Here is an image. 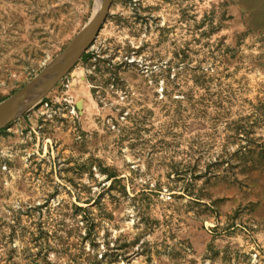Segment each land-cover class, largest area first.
I'll return each instance as SVG.
<instances>
[{
    "label": "rangeland",
    "instance_id": "obj_1",
    "mask_svg": "<svg viewBox=\"0 0 264 264\" xmlns=\"http://www.w3.org/2000/svg\"><path fill=\"white\" fill-rule=\"evenodd\" d=\"M96 0H0V104ZM0 264H264V0H113L0 131Z\"/></svg>",
    "mask_w": 264,
    "mask_h": 264
},
{
    "label": "water",
    "instance_id": "obj_2",
    "mask_svg": "<svg viewBox=\"0 0 264 264\" xmlns=\"http://www.w3.org/2000/svg\"><path fill=\"white\" fill-rule=\"evenodd\" d=\"M113 0H100V7L85 28L34 79L0 104V131L21 118L43 99L77 64L95 41Z\"/></svg>",
    "mask_w": 264,
    "mask_h": 264
},
{
    "label": "bare ground",
    "instance_id": "obj_3",
    "mask_svg": "<svg viewBox=\"0 0 264 264\" xmlns=\"http://www.w3.org/2000/svg\"><path fill=\"white\" fill-rule=\"evenodd\" d=\"M96 4H97V6H98V9H97V11L94 13L93 17H95V15L97 14V12H98V10H99V7H100V0H96ZM93 17H92V18H93Z\"/></svg>",
    "mask_w": 264,
    "mask_h": 264
}]
</instances>
